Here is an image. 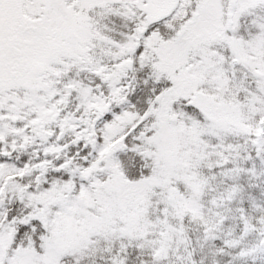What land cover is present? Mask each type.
I'll list each match as a JSON object with an SVG mask.
<instances>
[{"label": "snow or ice", "instance_id": "6c2138e0", "mask_svg": "<svg viewBox=\"0 0 264 264\" xmlns=\"http://www.w3.org/2000/svg\"><path fill=\"white\" fill-rule=\"evenodd\" d=\"M0 264H264V0H0Z\"/></svg>", "mask_w": 264, "mask_h": 264}]
</instances>
